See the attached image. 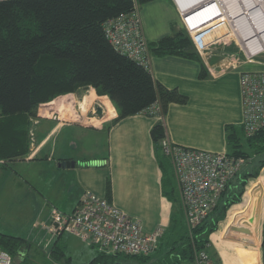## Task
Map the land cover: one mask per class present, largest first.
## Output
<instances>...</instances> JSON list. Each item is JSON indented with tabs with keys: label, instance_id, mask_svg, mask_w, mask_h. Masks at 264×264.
Returning a JSON list of instances; mask_svg holds the SVG:
<instances>
[{
	"label": "crops",
	"instance_id": "obj_1",
	"mask_svg": "<svg viewBox=\"0 0 264 264\" xmlns=\"http://www.w3.org/2000/svg\"><path fill=\"white\" fill-rule=\"evenodd\" d=\"M138 13L147 41L168 35L173 28H182L173 0H149L140 6ZM212 36L209 34L206 38ZM228 47L227 43L212 45L199 61L175 54L150 56L148 69L152 77L166 88H176L187 98L184 103L167 105L163 124L170 141L227 152L226 126L239 127L242 120L239 73L264 69L262 60L240 61L235 67H225L224 54L229 51ZM203 67L206 75L200 76ZM89 90L97 93L89 86L81 95L73 92L58 95L53 101L64 103L62 106L48 116L37 112L35 135L40 142L35 154L0 161V185L6 190L5 185L9 184L10 191L21 193L23 200L28 198L26 207L32 227L36 219H46L48 205L64 212L71 211L85 190L106 197L105 182L109 178L110 200L119 209L136 218L143 229L151 230L161 225L165 232L172 207L162 192L163 173L150 136V128L158 118L137 113L112 122L117 112L105 94L97 93L109 101L112 109L109 116L105 106L101 115L95 114L93 107L99 106L96 102L83 110L81 99ZM65 109L69 110L67 115ZM70 161L74 165L65 164ZM260 172L262 179L247 188L244 205L237 208L240 202L233 204L219 230L209 235L211 253L220 264H256L257 259L261 263L264 167ZM250 217L252 222L249 223ZM32 230L39 235L36 228ZM225 236L248 240L251 245ZM208 264H212L210 259Z\"/></svg>",
	"mask_w": 264,
	"mask_h": 264
},
{
	"label": "trees",
	"instance_id": "obj_2",
	"mask_svg": "<svg viewBox=\"0 0 264 264\" xmlns=\"http://www.w3.org/2000/svg\"><path fill=\"white\" fill-rule=\"evenodd\" d=\"M147 1L0 0L1 162L28 157L37 111L48 116L62 106L64 103L53 101L58 95H81L91 86L114 105L117 116L112 122L137 113L152 117L147 109L153 104L159 108L160 118L151 126L150 136L163 173L162 192L172 207L169 226L154 251L160 254L111 253L89 245L95 254L87 264H205L198 255L202 251L209 255L210 233L219 230L230 207L241 202L248 179L256 178L264 167V126L246 135L242 125H227V153L246 161L208 215L194 227L187 225L171 164L160 147V139L166 134L163 116L168 103H184L187 98L155 80L148 68L116 51L103 29L106 21L130 15L136 4L140 8ZM147 48L150 56L175 54L198 61L201 56L184 28H173L170 34L147 41ZM205 75L203 67L200 76ZM92 92L109 116L112 109L107 98ZM105 194L110 199L109 178ZM60 237L49 243V254L53 262L70 264L66 242H58ZM32 246L26 237L0 232V248L11 255V264L24 263V257H31L35 251Z\"/></svg>",
	"mask_w": 264,
	"mask_h": 264
},
{
	"label": "built area",
	"instance_id": "obj_3",
	"mask_svg": "<svg viewBox=\"0 0 264 264\" xmlns=\"http://www.w3.org/2000/svg\"><path fill=\"white\" fill-rule=\"evenodd\" d=\"M233 1L173 0L181 18L182 28L188 33L200 55L206 53L212 45L232 42L239 46L241 54L236 57V54L227 51L223 63L225 67H235L240 61L264 62V42L255 45L251 50L247 47V42L254 40L255 34L243 39L238 34L242 28L231 26L234 20L244 17L245 13L240 10L232 17L229 4ZM238 2L244 5L243 0ZM139 9L136 4L133 13L106 21L103 29L105 37L116 51L149 68L150 55L141 28ZM256 17V20L263 22L264 8L261 14L256 12ZM243 27L246 31L249 29L246 23H243ZM220 29L224 30L222 34L218 33ZM209 34L213 35L212 38H206ZM239 87L242 103L241 125L244 133L250 135L264 126V69L240 71ZM94 109L95 107L93 111ZM147 110L149 114L160 118L156 104ZM30 135L31 151L32 132ZM160 147L171 164L189 227L196 226L208 215L226 185L246 161L241 156H233L227 152H214L174 143L166 134L160 139ZM35 227L46 246L57 236L68 233L101 250L127 255L151 254L164 233V227L161 225L151 230L143 229L136 218L119 209L110 199L90 190L82 192L78 203L69 212L51 205L45 220L33 222L32 228ZM198 257V260L205 264L209 263L206 252H200ZM11 261V255L0 248V264H11Z\"/></svg>",
	"mask_w": 264,
	"mask_h": 264
},
{
	"label": "rangeland",
	"instance_id": "obj_4",
	"mask_svg": "<svg viewBox=\"0 0 264 264\" xmlns=\"http://www.w3.org/2000/svg\"><path fill=\"white\" fill-rule=\"evenodd\" d=\"M218 33H221L218 32ZM229 45L228 50L229 52H232L236 54V57L241 54V51H239V46L235 45L232 42L227 43ZM222 56L218 57L219 59ZM224 57H227V55ZM93 91V90H92ZM90 92V91H89ZM93 93V92H92ZM103 104V102H102ZM104 106V105H103ZM39 107H37L38 110ZM66 110V115L68 114L67 109ZM38 112V111H37ZM43 117V116H42ZM35 121V120H34ZM37 122V119H36ZM32 128V140H33V146L32 150L29 152L30 155L33 156L35 154V147L37 144H39L40 138H38L35 135L36 132V126L38 124L34 123ZM49 125L47 126V130H49ZM39 136V135H38ZM50 138V136H49ZM49 140V139H48ZM48 142V141H47ZM46 142V143H47ZM28 154V155H29ZM168 177H171L170 171L167 173ZM261 180L262 179V172L256 177L252 179H248V183L246 186V190L243 193V197L241 202L235 206L237 208H241L244 205V202L247 200V188L251 187L254 183H256V180ZM28 189L30 186L28 184H24ZM4 185H0V232L6 233V234H11V235H16V236H21V237H26L32 242V250L34 249L35 251L31 252V257L27 258L24 257L25 261L24 263H16V264H62V263H56L53 262L51 254H49V244L48 246L44 245V239H42V235L39 234L38 236L35 235V231L32 230L31 224L29 223V210H27L26 203H28V198L26 200L22 199V194L19 192H13L10 191V185L6 184V190H3ZM10 191V192H8ZM5 196V197H4ZM51 205H48L47 207L49 208ZM263 206H264V190H263V197H262V202H261V207H262V213H263ZM21 207H24L22 209ZM27 210V212H26ZM28 217V218H27ZM36 220H40L39 218ZM257 221L255 222L256 225ZM258 227L261 232V227L260 223H258ZM36 228V227H35ZM37 229V228H36ZM38 230V229H37ZM166 239V238H165ZM66 242V256L70 257V264H87L88 260L92 257V255L95 254V248L89 246L86 243H83L79 241L78 238L74 237L73 235H70L68 233H63L59 239L58 242ZM260 241V237H259ZM50 243V242H49ZM251 245V244H249ZM165 244H163V247ZM250 247V246H249ZM212 251L210 250L209 255L207 254L208 258L210 259V262L212 264H220L214 259V256L211 253ZM154 255H151L152 257H155L156 255L160 254L159 252L156 254V252L153 253ZM48 260L47 263L44 261ZM259 260L257 259L256 264H259ZM264 263V249L262 252V257H261V263ZM14 264V263H13ZM128 264V263H127ZM131 264V263H130ZM133 264V263H132ZM183 264H193L192 262H184Z\"/></svg>",
	"mask_w": 264,
	"mask_h": 264
},
{
	"label": "bare ground",
	"instance_id": "obj_5",
	"mask_svg": "<svg viewBox=\"0 0 264 264\" xmlns=\"http://www.w3.org/2000/svg\"><path fill=\"white\" fill-rule=\"evenodd\" d=\"M178 1H181V0H178ZM243 2H244V5H240L238 0H234L232 3L229 4V12L232 17L237 15L240 10L241 11L244 10L245 12L244 17L234 20L231 26L232 27L237 26V27L242 28L240 30V33H238V31L237 33L243 39L248 38V36L252 34H255L254 35L255 39L247 42L248 43L247 47L253 50L255 45H261L262 42H264V34H262V30L264 29V20L263 22L256 20L257 18L256 12L260 14L262 13V8H264V0H243ZM243 23H246L249 25V29L247 31L244 29ZM220 31L222 34L224 30L220 29ZM89 91H87L81 99V106L83 110L86 106L90 105L92 102H96L102 108L104 112V107L101 101L93 95L92 90H89ZM94 119H91V120L94 121Z\"/></svg>",
	"mask_w": 264,
	"mask_h": 264
},
{
	"label": "water",
	"instance_id": "obj_6",
	"mask_svg": "<svg viewBox=\"0 0 264 264\" xmlns=\"http://www.w3.org/2000/svg\"><path fill=\"white\" fill-rule=\"evenodd\" d=\"M95 114H97V115H101L102 114V109L99 107V106H97L96 108H95ZM161 153H162V151H161ZM66 165H74V162L73 161H70V162H66L65 163ZM62 165H64V163L62 162ZM249 219V223L250 222H252V218L250 217V218H248ZM256 222V221H255ZM244 224H248V222H244ZM243 226V225H242ZM240 228H243V227H240ZM225 238H227V239H229V240H233V241H236V242H240V243H243V244H247V245H249L250 244V241H248V240H241V239H234V238H231V237H226L225 236Z\"/></svg>",
	"mask_w": 264,
	"mask_h": 264
}]
</instances>
